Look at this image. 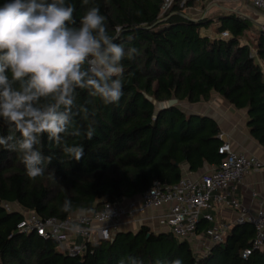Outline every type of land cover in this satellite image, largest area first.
I'll return each mask as SVG.
<instances>
[{
  "label": "trees",
  "instance_id": "1",
  "mask_svg": "<svg viewBox=\"0 0 264 264\" xmlns=\"http://www.w3.org/2000/svg\"><path fill=\"white\" fill-rule=\"evenodd\" d=\"M204 1L181 5L174 0L163 17L164 0H90L87 6L82 0H68L75 5L77 22L88 7L98 5L109 34L126 52L135 48L138 54L122 61L124 96L118 104L80 92L78 102L95 113L88 121L77 118L85 129L90 123L95 128L93 139L66 137L70 145L83 144L81 160L69 161L45 135L37 147L53 159L42 164L43 175L33 179L20 154L0 146V264H132L133 259L142 264H171L174 259L183 264H264V250L242 256L255 237L248 222L236 224L223 242L204 254L187 240L143 225L137 231L117 232L110 240L87 242L81 255L72 256L56 240L19 227L26 210L60 219L94 212L105 202L141 194L156 180L178 182L184 162L191 170L205 162L220 165L217 121L187 112L181 102L196 104L219 93L236 108L248 110L251 134L264 146V29L247 38L251 23L244 16L230 13L215 19L184 11ZM215 21L216 36L202 31ZM226 30L229 36L222 37ZM174 98L178 102L169 105ZM0 134L7 135V128H0ZM205 222L202 219L199 227Z\"/></svg>",
  "mask_w": 264,
  "mask_h": 264
},
{
  "label": "clouds",
  "instance_id": "2",
  "mask_svg": "<svg viewBox=\"0 0 264 264\" xmlns=\"http://www.w3.org/2000/svg\"><path fill=\"white\" fill-rule=\"evenodd\" d=\"M90 0H82L89 5ZM75 5L68 0H4L0 4V134L3 150L20 154L27 175H43L44 156L38 149L46 135L60 146L69 161L84 156L83 144L66 137L93 139L95 113L78 102L81 91L105 104H118L124 96V65L137 49L125 51L109 34L99 6L88 7L77 22ZM19 133L17 138L16 133ZM70 202H65V208ZM120 264H124L120 261ZM132 264L142 261L132 260ZM171 264H183L174 259Z\"/></svg>",
  "mask_w": 264,
  "mask_h": 264
},
{
  "label": "built area",
  "instance_id": "3",
  "mask_svg": "<svg viewBox=\"0 0 264 264\" xmlns=\"http://www.w3.org/2000/svg\"><path fill=\"white\" fill-rule=\"evenodd\" d=\"M187 1L181 0V5ZM229 1H246L264 15V0ZM173 2L164 0L160 16L164 17ZM192 10L196 7L187 6L184 11L189 13ZM206 15L207 12L203 11V16ZM221 36L228 37L229 31H223ZM219 138L222 140L219 153L223 160L211 170L199 175H183L173 184L156 180L135 197L108 201L94 212L72 213L63 219L42 217L33 210H26L19 227L23 232H36L56 240L62 250L75 256L85 251L87 242L110 240L129 220L146 218L151 212L148 217L151 221L156 220L160 228L179 240L189 241L194 251L204 254L213 244L221 243L227 237L228 226L216 221L210 211L220 203L237 211L236 224L248 222L255 228L252 245L242 252L247 258L253 250H264V205L252 213L233 195L231 187L240 184L249 170L263 168L264 158L237 150L223 134H219ZM6 208L11 210L12 207L6 204ZM202 219L210 226L201 233L198 228Z\"/></svg>",
  "mask_w": 264,
  "mask_h": 264
},
{
  "label": "crops",
  "instance_id": "4",
  "mask_svg": "<svg viewBox=\"0 0 264 264\" xmlns=\"http://www.w3.org/2000/svg\"><path fill=\"white\" fill-rule=\"evenodd\" d=\"M221 1L223 0L214 1L206 10L207 15L216 13L214 16L216 19L220 15L237 13L240 16L246 17L248 21H252L253 24H259L258 31L260 29H264L261 24V21L264 19L263 13L254 8L250 3L246 1H230L233 3L223 4ZM243 3H246L247 5ZM244 6L248 7L250 11H253L256 14L259 13L258 16L260 19L246 13L247 10ZM215 22L211 26L216 27L217 25ZM211 32L212 33H210V35H217L214 30ZM243 41L246 42L247 39H244ZM193 105H195L193 108L194 110H192L193 112L207 115L217 121L220 127L219 134H223L225 138L230 139L233 146L237 150L245 151L249 154H254L264 158V146L251 134L250 128L247 125L248 110L246 108H236L217 92H213L210 100ZM215 166V164L205 162L203 167L198 170H191L189 164L184 162L181 165L182 176L189 173L199 175L200 173L213 169ZM231 190L233 195L241 202L243 207L249 209L252 213H256V211L264 205V167L259 170H249L244 176L243 181L240 184L231 187ZM254 193L257 195H254ZM210 211L214 215L216 221L224 222L228 226L227 235L233 227L236 226L235 219L237 211L232 207L218 203L215 204ZM151 214L152 213L149 212L146 218L129 220L125 225H123L120 231H137L143 225H146L156 233L168 232L166 229L160 228V225L156 220L151 221V219L148 218ZM209 226L210 223L206 221L205 223L200 224L199 231L202 233V231Z\"/></svg>",
  "mask_w": 264,
  "mask_h": 264
},
{
  "label": "rangeland",
  "instance_id": "5",
  "mask_svg": "<svg viewBox=\"0 0 264 264\" xmlns=\"http://www.w3.org/2000/svg\"><path fill=\"white\" fill-rule=\"evenodd\" d=\"M214 1H217V0H205L204 2H202V3H200L198 6H196V10H193L192 11V13H191V15H196V16H199V15H201V13L205 10H207L208 9V7L210 6V5H212V3L214 2ZM218 1H220V0H218ZM221 3H223V4H225V3H227V4H230V3H233V2H230L229 0H226V1H221ZM243 4H245V5H247L246 3H243ZM244 8L247 10V12L246 13H248V14H250V15H252L253 17H255V18H258V19H260V17L258 16L259 15V13H255V12H253V11H250L249 10V8L248 7H245L244 6ZM216 15V13L215 14H209V16H211V17H214ZM263 21V20H262ZM261 21V22H262ZM216 23V25H218V22H215ZM250 23H251V27H250V29L246 32V37L247 38H254L257 34H258V29H259V24H253V22L252 21H250ZM215 29V26H211V27H209L208 29H203V32H209V33H212L211 31H213ZM180 106L184 109V110H186L187 112H191L192 110H194L193 108L195 107V105H193V104H190V103H188V102H181L180 103ZM80 237L78 236V239H79Z\"/></svg>",
  "mask_w": 264,
  "mask_h": 264
},
{
  "label": "water",
  "instance_id": "6",
  "mask_svg": "<svg viewBox=\"0 0 264 264\" xmlns=\"http://www.w3.org/2000/svg\"><path fill=\"white\" fill-rule=\"evenodd\" d=\"M261 24H262V26H263V28H264V19H263V21L261 22ZM178 102V100L176 99V98H174V99H171L170 101H169V105H174V104H176ZM120 232V231H119Z\"/></svg>",
  "mask_w": 264,
  "mask_h": 264
}]
</instances>
